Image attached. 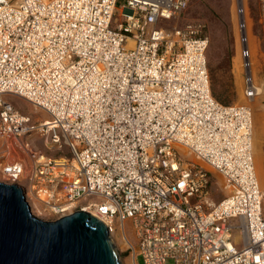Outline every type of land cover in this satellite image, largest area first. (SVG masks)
Returning <instances> with one entry per match:
<instances>
[{"label": "built area", "instance_id": "1", "mask_svg": "<svg viewBox=\"0 0 264 264\" xmlns=\"http://www.w3.org/2000/svg\"><path fill=\"white\" fill-rule=\"evenodd\" d=\"M120 1L0 0V182L59 218L86 211L111 232L117 219L130 220L133 264L138 256L143 264H264L254 109L213 96L201 25L160 28L191 0ZM238 12L252 100L260 92L242 5ZM6 94L48 119L33 123ZM35 134L74 155H37L28 190L20 182ZM213 170L231 188L216 205ZM89 196L100 200L81 202Z\"/></svg>", "mask_w": 264, "mask_h": 264}, {"label": "rangeland", "instance_id": "2", "mask_svg": "<svg viewBox=\"0 0 264 264\" xmlns=\"http://www.w3.org/2000/svg\"><path fill=\"white\" fill-rule=\"evenodd\" d=\"M122 2L123 0L120 1L119 5ZM239 5H242L245 9L253 79L255 84L259 85L262 89V93L253 102L255 124L253 156L258 180L264 192V0H191L189 7L181 14V17L164 21L159 26L160 28L172 27L174 25L183 26L189 22L201 25V34L208 36L210 40L207 59L212 84L216 83L219 90L223 89L220 101H225L227 102L226 104L246 103L244 70L242 67L243 59L240 53L242 43L240 41ZM121 10V7L115 10V20L121 18ZM3 98L11 100L17 108L32 118L33 123L48 119L49 117L42 109L24 98L11 94L3 95ZM24 139L27 138L24 137ZM27 140L30 144L31 156L28 158L25 176L20 183L29 190V180L26 176L29 174L30 171L28 169L33 165L32 163L37 155L70 158L74 154L64 144L48 147L45 139L37 134ZM1 144L2 142L0 141V146ZM15 152L18 154L16 149ZM184 154L186 156L190 155L186 151ZM218 173L214 174L217 181L215 182L214 191L211 196V201L214 205L218 204L223 196L226 195V191L224 189L222 191L220 188L221 184L218 178H221V174L219 173V175ZM26 195L31 211L36 217L43 220H55L59 218V215L50 212L49 208H46L36 197H32L30 192ZM93 200H100V198L89 196L83 198L81 202L88 203ZM205 209L207 211L210 210L207 205H205ZM115 222L116 227L114 233H112V237L121 260L123 264H133L131 245H126L122 239L120 240L119 220L117 219ZM232 223L237 224L238 219H232ZM124 225L126 227V237L129 242L131 241L130 244H133L137 248L138 239L130 220H127ZM137 258L138 264H143L142 258L140 256Z\"/></svg>", "mask_w": 264, "mask_h": 264}, {"label": "water", "instance_id": "3", "mask_svg": "<svg viewBox=\"0 0 264 264\" xmlns=\"http://www.w3.org/2000/svg\"><path fill=\"white\" fill-rule=\"evenodd\" d=\"M0 264H123L108 226L76 211L36 217L17 184L0 182Z\"/></svg>", "mask_w": 264, "mask_h": 264}, {"label": "bare ground", "instance_id": "4", "mask_svg": "<svg viewBox=\"0 0 264 264\" xmlns=\"http://www.w3.org/2000/svg\"><path fill=\"white\" fill-rule=\"evenodd\" d=\"M241 57H242V59H243V62H244V57H243V55H242V53H241ZM251 59V58H250ZM258 86V88H259V94H261L262 93V89H261V87L259 86V85H257ZM12 95V94H11ZM3 97V96H2ZM19 97V96H18ZM22 98V97H21ZM256 98V97H255ZM255 98L254 99H252V100H248L247 99V101H246V103H248L249 105H251L252 106V108H253V102L255 101ZM45 112V111H44ZM46 113V112H45ZM191 155V154H190ZM50 157H52V156H50ZM192 158H195L194 156H191ZM55 158V157H54ZM57 158H59V157H57ZM213 172V174H216V173H218L217 171H212ZM25 174V173H24ZM219 174V173H218ZM220 175V174H219ZM25 176V175H24ZM220 179L218 178V180L220 181V184H221V186L223 187V189L226 191V194H229V192L231 191V188H230V185L228 184V183H226V181L224 180V178L222 177V175H220ZM26 199H27V195H26ZM27 201H28V203H29V200L27 199ZM30 205V204H29ZM67 214H69V213H67ZM71 214V213H70ZM119 220V219H118ZM117 221V220H116ZM125 221H121V220H119V225H120V240L122 239L124 242H125V244L126 245H132V246H134L133 244H130V242H129V240H128V238L126 237V230H125ZM132 225V224H131ZM115 227H116V222H114L113 224H112V229H113V231L111 232L110 231V228H108L109 229V231H110V234H111V237H112V233H114V229H115ZM132 228L134 229V227H133V225H132ZM113 238V237H112ZM114 240V239H113ZM115 242V241H114ZM116 245V244H115ZM135 255H136V253H135V251H134V253L132 252V261H133V263H134V261H135Z\"/></svg>", "mask_w": 264, "mask_h": 264}, {"label": "trees", "instance_id": "5", "mask_svg": "<svg viewBox=\"0 0 264 264\" xmlns=\"http://www.w3.org/2000/svg\"><path fill=\"white\" fill-rule=\"evenodd\" d=\"M206 36V35H205ZM211 87H212V93H213V96L218 100L220 101L221 99V91H223V89L219 90L218 86L216 85V83H213L212 84V81H211ZM222 102L223 104H226L227 102L225 101H220Z\"/></svg>", "mask_w": 264, "mask_h": 264}]
</instances>
